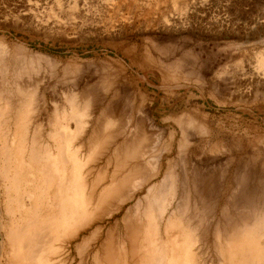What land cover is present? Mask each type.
Listing matches in <instances>:
<instances>
[{"label": "rangeland", "instance_id": "374dc122", "mask_svg": "<svg viewBox=\"0 0 264 264\" xmlns=\"http://www.w3.org/2000/svg\"><path fill=\"white\" fill-rule=\"evenodd\" d=\"M0 122V264L59 177L101 261L264 264V0H0Z\"/></svg>", "mask_w": 264, "mask_h": 264}, {"label": "bare ground", "instance_id": "6f19581e", "mask_svg": "<svg viewBox=\"0 0 264 264\" xmlns=\"http://www.w3.org/2000/svg\"><path fill=\"white\" fill-rule=\"evenodd\" d=\"M4 154H5V152H4ZM31 154H32V152L29 154V156ZM33 154H36V153H33ZM63 154H62V156H63ZM34 157H36V156H34ZM29 159L32 160L33 157L29 158ZM44 159H46V158H44ZM33 160H35V158ZM18 164H20V163H18ZM46 164L47 163H45V165ZM46 166L47 167L43 168V170H41V171H43V173L45 175L44 177L46 178V181H47L46 183L49 184V183L53 182V180H54L53 172H52L54 170L52 169L50 162H48V165H46ZM39 172H40V170H39ZM64 179H66V178H64ZM16 180H13V182ZM56 181H57L56 182L57 185H56V187H54V189H56L57 193L54 194L53 198L55 200L56 197L57 198L59 197L60 203H58L57 202L58 200H57L56 202L58 204L56 206L52 205V206H55V209L56 208L57 209L55 211H53V209H52V212H49V213L46 212V218L45 219H43V215L45 213L43 214L42 208L41 209L39 208L40 206L42 207V204H40L38 202V200H35L32 197V194L31 195L28 194L26 196V198L30 201V207L26 206L22 197L16 199V204H17L16 207H18L17 210L19 212V219L18 220L21 222V224L19 225V223H18V225L16 227L13 226L14 228L10 229L11 232L9 231V233H8L9 236L7 235V237L9 238L8 240H9L10 244H12V245H10V253L8 252L9 258L7 257L8 255L5 256V257H7V260H6V262H4V264H43V251L46 248L48 250L49 255L52 254L51 256L54 255V256L58 257L55 264H65V262L67 260H69L68 262L70 263L71 251L73 248H75L79 252V254H78L79 255V261L77 264H87L86 261H87L88 257H90V259H92V263L94 262V264H110V262H111L110 256L108 254H105V252L107 250H108V252L109 251L112 252L111 250H113L114 246L112 247L111 244L109 245V243L105 242V244L103 243L100 246V249H102V251L101 250L100 251L102 253H104V257L106 255L109 256L108 259L105 257L106 258L105 260H103L104 257H102L103 258L102 261L98 257V255H99L98 253H100V252L92 253V252L88 251L89 249H87V245H89V241L91 240V238H93L92 232H90L88 234V237H86L87 236L86 235L85 238L83 237L84 239H81L82 244H80V243L78 244V243L74 242V240H76V238H78L80 232L81 231H87V229L92 225L93 222L96 221V218L99 217V215H93V213L95 212L94 207H93L94 209H92V210H90L89 207L87 208V206H86L85 210L84 209H76V210L74 209L72 211L67 210V208H68L67 205H66V208H64L65 207L64 204L66 203L65 196L67 195V194L65 195L64 193L68 189L66 186L67 184L65 183L67 180H65V182L63 181V183H62V182H60V177H59V178H57ZM15 189H16V186H15ZM46 189L49 190L50 188L46 187ZM69 189H70V187H69ZM41 190H43V188ZM41 193H42V191H41ZM68 199L69 198H67V201H69ZM47 205H48V203H47ZM49 206H51V205H49ZM75 207L73 206V208H75ZM13 220L15 221V218ZM53 228H54V230H53L54 233L52 232ZM54 241H56V242L58 241L57 242L58 244H56L55 247L54 246L53 247H46L48 245L51 246ZM73 243H76V244H74L73 248L71 249L70 246ZM111 247H112V249H111ZM109 249H111V250H109ZM45 252H47V251H45ZM108 252H106V253H108ZM113 253H114V251H113ZM45 256H46V254H45ZM45 256H44V258H45ZM162 256H163V252H162V255L160 257H157V256L156 257H157V259L158 258L162 259L161 258ZM48 257H46L47 258L46 263H49ZM154 257H153V259L156 260L155 259L156 257L155 258ZM113 258H115V257H113ZM164 258L165 257L163 256V259ZM165 260H166V258H165ZM116 261H117V259H116ZM75 263H76V261H75ZM156 263L159 264V262H157V261H156ZM243 263H244V261H243ZM50 264H52V263H50ZM153 264H155V263H153ZM247 264H249V263H247Z\"/></svg>", "mask_w": 264, "mask_h": 264}]
</instances>
